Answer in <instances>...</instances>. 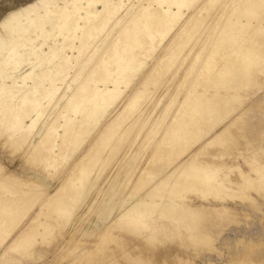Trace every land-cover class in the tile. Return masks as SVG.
Here are the masks:
<instances>
[{
	"label": "rangeland",
	"instance_id": "374dc122",
	"mask_svg": "<svg viewBox=\"0 0 264 264\" xmlns=\"http://www.w3.org/2000/svg\"><path fill=\"white\" fill-rule=\"evenodd\" d=\"M18 1L22 0H13L12 2L11 0H0V14L11 3ZM139 2L140 0H123L122 8L124 13L121 17L124 19L132 14L135 10L134 6L138 5ZM178 2H181L180 14L178 12L172 13V10L168 11V6L166 4L163 6L166 9L164 10L165 12L156 11L150 15L142 14V19L140 21H134L135 23H143L141 30L138 32V34H143L141 39L142 43L134 45V48L133 43H127V41L119 43V48H126L123 55H120V58H122L121 56H124L123 58L127 59L134 54L135 59L132 62L134 65H131V68H136V66L137 68H134L135 70H126L127 72L129 71L128 75L130 81L128 82L131 83L126 87L125 84L124 86L121 84L123 94L119 93L118 96L122 94L119 99L117 96L116 99H110L109 101L104 100L102 103L101 101L98 102L102 107L105 106L104 113H101L103 114H100L101 116H95V119H87L82 122V117H84L83 107L78 108L77 111L74 110L75 112H70L71 119L74 118L73 122L76 123V129L73 127L70 131V128H65L66 130L68 129V133L64 135L63 138H56V144H59V146H56L54 149L57 157H59L57 163H52L50 161L51 158L47 155L42 158L32 157L29 159V156H26L24 152L32 143L34 144L38 141L40 132L45 128L44 124H48L49 118L52 119L54 114L59 110L58 107L63 104L64 99H60L56 105L52 104L50 107L48 106L49 108H46V112L44 111L40 114V118H37V113L40 110L39 106H34V108L28 111L29 117L24 119L25 125L31 124L32 120L37 118L30 133L33 135L30 143H24L21 147L19 146V148H16L17 146L11 144V142H9L10 139H7V133L4 134V132V135H0V161L3 164L2 168H4L3 170L0 168V172L4 173L8 170H16L17 173H20L23 171V174L26 173L27 175L29 174L30 177H36L35 179L39 180V188H42L40 189V194L38 193L39 195L36 194L35 197H32L33 200L30 199L28 200L30 202L27 201V206L23 205L24 208L21 207V213L17 212L18 214L15 213L12 217H6L5 219L7 220L4 219L6 225L3 224L0 226V264H68L75 258L80 257V255L88 249H93L89 255L100 248L103 250L102 253L104 254L108 250L112 252L114 247L116 251L124 248L130 251L129 257H123L124 259L120 258L118 261H115L118 262V264H229V262H225L230 261L236 256L237 251H239L238 255L235 257L237 259L235 261L231 260L230 264H264V196L255 190H249L247 188V190L245 189L246 193L243 196L242 194L236 195L232 190H230V195H235L231 197L226 194V198L228 197L230 202L235 204L238 202V204H241L242 206L244 205L247 209H250L251 215H245L240 212L237 213L236 211H234L233 214H221L216 211L211 213L202 211L200 217L189 218L191 219V224L183 223V217H186L184 213L186 207L175 204L174 199L167 197L162 199L159 195H145V193L152 191L153 189H155L153 190L154 193L158 192L165 186L162 182H156L157 184L154 183L155 185L152 184V182H147L146 180L148 179H146V176L149 171L148 169H151L152 173L150 172L149 175L152 177L155 174L156 169L159 167L168 168V166H165L167 162L183 157L184 154L181 153L185 152V150L189 152L195 149L196 144L198 145L202 140L195 142L193 141L195 138L188 137L187 139H181L178 144L169 145L163 153H155L154 150L156 149L160 132H158V134L156 132L151 133L150 131L146 133V130L158 126V124H155L157 116H149L151 119L149 120V126L147 124L143 127L140 126L142 123L141 121L144 122L143 119H145L143 113L139 119L135 118L137 117V113L131 115V117L133 116V119L130 117L128 122L132 121L130 123L126 121L124 125L120 127L118 132L115 135L113 134V137L111 135L108 136V134L103 132L105 131L104 129L109 128L108 122L110 118L118 112L112 113L117 102L119 104L121 100L124 101V99H122L124 98L123 95H127L129 90L133 89L132 85L135 84V86L141 85L142 87H145L146 85L141 84L140 82L145 80L149 74L154 76L155 80L157 79L156 82L151 76L154 81H151L150 84V78L148 79L147 77L148 81L145 83L150 90V94L147 93V96H150L151 92H153V96L151 95L148 99L151 101L149 102L150 106L155 103L158 96L162 93L164 96L166 95L165 97L167 99L168 95H173L172 93H174V97H183L187 91L185 88H190L188 82L191 80L193 74V72H189L190 74L187 75L188 70L186 69V66L189 64L188 61L191 56L195 54L199 47L197 40L198 42L202 41L201 38L198 39V35L202 31L200 28H204L205 30L208 25H216L215 27L221 25L220 21L218 20V24V22H215L217 21L215 19L227 15L228 9H237L241 4L242 9H244V12L246 13L257 10L256 15L263 19L260 26L264 27V0H210L209 2L208 0H181ZM153 4H157V2ZM101 6V4H98L97 8L102 9L103 6ZM156 7L158 6L156 5ZM172 7L175 11H178L180 8L178 4H173ZM225 7L226 9L224 11ZM197 11H199V13ZM198 15H202L203 17ZM193 17L196 19L198 18L197 21L201 25L198 24L196 19L193 20ZM201 17L207 18L205 20ZM98 18L100 19L98 20ZM101 18L102 16L100 15L92 21V23L102 22L101 26L94 29L92 35L86 36L87 38L85 37L86 46H84L83 49L85 50L88 48V51L91 50V52L86 50L88 53L86 52L87 54L84 53V56H82V60L84 61L83 64L85 66H88L94 60V63L98 61V58L102 55V50H104L103 48H106L105 46L108 47L109 43L113 42V39L116 36L115 33L120 29V22H117V20L107 18L104 19V21H101ZM200 18L201 22L199 20ZM211 18L215 21L213 22ZM191 19L192 22H190ZM242 19L246 22L245 17ZM210 20L212 22H209ZM204 21L208 22L205 23L207 25L204 24ZM253 21L254 24L257 23L255 19H253ZM191 25H195V28L193 29L196 31H190V36L188 30L192 27ZM183 30H186L188 33ZM198 30H200L198 34H193L197 36L195 38L191 32L194 33ZM245 30L246 29H240V34H243V31L245 32ZM183 34H186L185 37L187 38H184ZM244 36L246 41L244 40L242 48L246 53L243 51L242 56L253 50H259L264 53V29L257 27L253 30H246ZM56 38L60 43L63 41L62 36H56ZM42 39L44 40L43 36L41 37V40H38L39 43L43 42ZM54 40L55 36H49L47 38V44L53 45L55 42ZM194 42L197 43L195 44V47ZM79 43L80 42L77 41V45H79ZM45 48L47 49L46 45ZM148 49L153 50L150 52L151 54L148 53L150 50L147 51L149 55L144 53L145 50ZM167 49L184 51H177L178 53L176 52L177 54L175 53V56L172 55L173 57L170 55V58L168 57L169 55L163 53L167 51ZM70 51L71 50L69 49L67 52L71 53ZM74 53L76 55L78 54V51H75ZM187 54L188 59L186 58ZM86 55H88V57ZM89 56L91 61H89ZM164 56L167 57L162 60ZM160 57H162V59ZM237 57L239 58V56L236 55V58ZM123 58L120 62H123ZM168 58L172 59V61ZM158 59H160V63L158 62ZM183 59H185V62H183ZM134 61H136V63ZM74 62L75 61H73V63ZM165 62L169 63L168 66H166L167 63L165 65ZM158 64H162V66L160 65L159 68ZM154 65H156L157 73L156 68L152 67ZM26 68H28V65H19V71L17 72L23 73L27 70ZM120 69H122V71H120ZM117 72L118 71H116V73ZM120 72H124L123 67L119 68V74L114 72L113 76L119 77L121 74L119 78H124V76H122L123 73ZM74 73L76 74L74 68H69L68 70V67L65 66L63 72H60L59 74L57 73L56 75L58 85L62 86L64 85L63 83L67 81L69 83L71 82V85H74ZM258 73L259 74H255V80H251L255 82H251L252 84L250 85H245L243 87L240 86L238 88L230 83L227 86L224 85V87H219V95L215 91V87L198 88L197 86L198 91H201L202 93L204 92L205 94H210L214 91L213 94L216 93V96L222 99H225V97L229 98L235 94L237 95V93L238 95H242V97L239 96L238 100L235 98L233 99V102H237L236 104L241 106L231 110V112H227L229 113L228 116L222 120H228L234 115V113H238L239 110V113L242 115L238 118L235 124L231 126V128L237 132L242 130V134H237L229 143H226V147L223 146L220 139L208 143L205 148H200L197 156L194 157L196 159L205 158L212 161L220 160L219 166L221 170L219 172L222 174L226 173L230 176L235 175L238 170L235 164H242L243 167L247 168V159L249 160L252 158L250 156H254V159H260V157L264 159V70H259ZM130 74L132 75L130 76ZM68 76H72V78H68ZM158 76L160 78L159 81L157 78ZM126 78H128V76ZM110 79H113L112 76L104 80L108 81ZM154 82H156V87L153 85ZM177 82L179 87H177ZM48 84L49 83L46 82V87L43 91L44 94L52 93L50 92L51 90ZM101 84L103 83L101 82ZM157 84L160 88L157 87ZM109 85V87L112 88V84L110 83ZM174 91H177L179 96ZM49 94L44 98L45 100H43V104L45 105L49 103ZM165 97L160 105L168 106L171 104L170 108L167 109L171 112V110H173L171 109L173 107L172 105L173 103L175 105V102H168L165 100ZM176 104H178V102H176ZM149 105L146 106V111L150 108ZM101 106H98L96 110L100 111ZM242 107H244L243 110ZM20 108H22L21 104L17 106L18 110L16 109L15 112L19 113L17 111H19ZM246 108L247 110H245ZM81 109H83V111ZM92 110L95 113V109ZM222 110L225 111L226 109ZM65 114H67V111ZM146 115L147 114L145 113L144 116ZM167 115L164 119H160L165 115L163 116L161 115V112L159 113L158 117L160 118H158V122H160L159 124L161 126L169 120V115ZM63 119L64 118L60 119V121L64 122L62 121ZM78 120L80 122H78ZM214 122L215 120L213 123ZM256 122L261 123L259 126L261 127V129H259L260 132L256 131L259 132V134L255 141V143L259 142V145L251 150L253 135L250 134V131L253 128V123L256 124ZM152 124L153 127H151ZM115 127L117 128L119 126ZM60 128H58V131L63 133V130L65 129L63 127ZM143 129V132L141 131L138 133L139 130ZM246 132L248 133L246 134ZM207 151H209V153H211L210 151L225 152L226 155L217 157L209 153H204ZM250 151H255V153H252L251 155ZM256 153L258 154L255 155ZM95 161H99V163L102 164H93ZM156 174L157 175L154 177L155 179L157 176L163 174V169L156 170ZM4 186H7V184H2L3 188H5ZM44 189L48 190V192ZM54 189H60L61 192L55 194L54 199L43 207L42 203H44L43 201L46 202L48 195H43L41 193L43 191L44 193H49V191H54ZM176 195V202L183 200L178 198V195L180 197L182 195L183 197L190 195L204 203H208V200H213V197H216L214 194H207L194 189L182 190ZM140 196L147 202L135 204V201H137V198H140ZM252 197L255 199H252ZM163 200L169 204L165 203L161 206L155 207L153 206L155 204L150 203L151 201L161 202ZM213 201H215V199ZM39 208H44V211L38 213ZM141 208L145 209L140 211ZM211 214H214V216L220 215L218 220L214 223L219 224L224 222L217 229V231L220 232L218 238H216V233H212V236L216 238L213 241L214 246L212 247L208 246L205 242L201 243V241L197 239L198 229L205 221H207L209 216H213ZM249 228H251L249 232L250 236H242V242H238L235 239L239 237L241 234L240 232V234L233 236V242L235 243V240L237 242L235 245L234 243L230 246L223 245V240L228 232L241 229L248 231ZM181 239H183V241H189L191 245L188 246L181 242L179 244ZM194 239L198 242H193L195 241ZM229 240L230 239H228V241ZM246 242H260V244L253 248L250 245L249 248L254 250H249L245 246ZM122 243H125V247H123ZM109 246H111L112 249ZM235 249L237 251H235ZM95 253L97 254L99 252ZM10 256L14 257L12 262L9 261ZM101 258L102 257L100 256L97 258V256L93 255L88 257L87 260L85 259L86 261H83L82 263L107 264L104 263ZM108 264L112 263L108 262Z\"/></svg>",
	"mask_w": 264,
	"mask_h": 264
},
{
	"label": "bare ground",
	"instance_id": "6f19581e",
	"mask_svg": "<svg viewBox=\"0 0 264 264\" xmlns=\"http://www.w3.org/2000/svg\"><path fill=\"white\" fill-rule=\"evenodd\" d=\"M12 1L13 0H11V2ZM178 1L181 0H140L139 4L134 6L135 10L133 11V13L130 15L128 14L129 16H127L124 19L123 17H121L124 13L122 8L123 0H22L11 3L10 5L8 4L9 6H7V8L0 14V135L1 134L4 135L7 133L8 134L7 139H10L9 142H11V144L13 145L15 144L17 146L16 148H19V146L21 147V145L24 143H30L31 139L33 138V135L30 134L31 130L34 127V123L37 120V118L38 117L40 118V114L43 113L44 111L46 112V108L48 106L50 107V105L52 104L56 105L58 104L60 99H64L63 104L60 107H58L59 110L54 114L52 119L49 118V121L51 120L50 123L48 121V124L47 123L44 124L45 128L41 132L39 131L40 134L38 141L34 144L32 143L28 147V149L25 150V152L23 151L26 156H29V159L32 157L42 158L45 155H47L51 158L50 161L52 163H57L59 161V157H57V154L54 152V149L56 148V146H59V144L58 145L56 144V138L57 137L63 138V136L68 133L67 130L69 128H70L69 130L71 131L73 127L76 126V123L73 122L74 118L71 119L72 117L70 116V112L74 110L77 111L78 108L83 107L84 117H82L83 119L81 118L82 122L86 121L87 119H92V118L95 119V116L98 117L101 113H104L105 106L102 107L101 104L98 102L101 101L102 103L104 100L109 101L110 99H116L119 93L123 92L121 90V87L124 86V84L125 87L129 86V84L131 83L128 82L130 81L128 75L129 71L127 72L126 70L129 69L133 70L135 68V67L131 68V65L132 66L134 65V63H132L133 60L135 59L134 54L133 56H129V58L127 59H124L123 58L124 56H121L123 58V62H120L122 60V58H120V55H123V52H125L126 48L125 49L119 48V43L122 41H127V43H133V48L134 45H138L142 43L141 39L143 37V34H138V32L141 30L143 23L140 22L135 23L134 21L136 20L137 22L140 21L142 19L141 18L142 14L150 15L156 11L166 10L163 7L166 4L168 6V11L172 10V13L178 12L180 14L181 2ZM209 1L210 0H208V2ZM155 2H157V4H153ZM98 4H101L103 8L102 9L97 8ZM173 4L179 5L180 8L178 11H175L173 9L172 7ZM156 5L158 7H156ZM226 7L224 8V11ZM256 11L257 10L252 12L249 11V13H246L244 12V9H242L240 4V7L237 9L234 10L228 9L227 15L225 16L222 15L224 17H219L220 19L216 18L215 20L217 21L213 20L212 19L213 17L211 16L213 22L214 21L218 22L219 20L221 25H218L219 24L218 22V24L216 23L218 25L217 27H215L216 25L214 23L215 26L208 25L206 26L205 30L204 28L202 29L200 28V30L202 31L198 35V39L201 38L202 41L198 42L197 40L199 47L195 52V54L191 56V58L189 56L190 58L188 61L189 64H187L186 66V69L188 70L187 75L190 74L191 72H193V74L191 80H189L188 82L190 88H185V90L187 91L183 95V97H177V96L174 97V93H172L173 95L172 96L168 95L167 96L168 99H167L165 97L166 95L164 96V94L162 93L160 96H158L155 103L152 104V106H150L149 102L151 101L148 99L151 97V95L153 96L152 94L153 92H151L150 96H147L148 94H150V90L147 87V84L145 83H147L146 81H148V79L150 78L149 81L151 84V81H154L155 78L154 76L149 74L150 76L149 75L147 76L148 79L145 76L146 79L140 82L141 84L146 85L145 87L144 86L142 87L141 85H137V84H136L137 86H135V84L132 85L133 89L129 90V93L127 95H123L124 98L122 99H124V101L121 100L119 104L117 102V105L116 107H114V111L112 113H115L117 111L118 112L110 118L108 122L109 128L104 129L105 131H103L106 134H108V136L111 135L113 137V134L115 135L120 129V127H122L126 121L128 122V119H130L131 115H135V113H137L136 115L137 117L135 118L139 119V117H141L143 113V117H145V119H143L144 122L141 121L142 123L140 125L143 127H145L147 124L149 126V120H151L149 116H153V117L157 116L156 118L157 121L155 122V118H154V122L156 125L158 124L159 128L158 126L153 127L152 124L151 127H153V129L151 128L146 130V133L150 131L151 133L156 132L158 134V132H160L159 133L160 137L157 142L156 149L154 150L155 153L158 154L163 153L164 150L169 145L178 144V142L181 139H185V138L187 139L188 137L195 138L193 139V141L195 142L196 141L199 142L202 140L198 145L196 144L195 149L189 152L185 150V152L181 153L184 154L183 157H180L179 159L178 158L174 159L171 162H167L165 166H168V168L159 167L158 169H156V170L163 169V174L161 175L158 174L159 176H157L156 179L154 178L157 175L156 170H155V174L152 177H150L149 173L151 172V169H148L149 171L146 176V179H148L146 180L147 182H152V184L156 182L157 183L162 182L164 183L165 186L162 190L158 192L154 193L153 190L155 189H153L152 191L145 193V195L146 196L159 195L162 199H164L165 197L172 198L175 200V204L186 207L184 212L186 217H183L184 224L186 223L191 224V219L189 218L200 217L202 211L210 212V213L216 211L221 214L222 213L233 214V212L236 211L237 213L240 212L245 215H251L250 209H247V207H245L244 205L242 206L241 204H238V202H236L237 204L232 203L229 201L228 197L226 198L227 195H230L231 193L230 190H232L236 195L242 194L243 196L246 193L245 189L247 190L248 188L249 190L253 189L259 194L264 196V159H262L261 157L260 159L259 158L254 159L253 158L254 156H250L252 158L249 160L246 158L248 162L247 168L243 167L242 164H235L238 170L237 173L233 176H230L226 173L222 174L219 172L221 170L219 166L220 160L212 161L205 158L201 159L200 157H199L200 159L194 158L195 156H197L199 149L205 148L208 145V143L220 139V142H222L223 146L226 147L227 146L226 143H229L237 134L240 135L242 134V130L237 132L236 130L231 128V126H233V124H235L238 118H240V116L242 115L241 113H239V110L238 113H234V115L231 116V118L229 119L227 118L228 120L222 121L226 118V116H228L229 113L227 112H231V110L241 106L236 104L237 102H233V99L235 98L236 100H238L239 96L242 97V95L240 94L238 95L237 93V95L235 94L234 96H230L229 98L225 97V99H222L217 97L216 93L213 94L214 91L211 92L210 94H205L204 92L202 93L197 89L199 87L202 88L215 87L216 88L215 91L218 93L219 87L221 86L224 87V85L227 86L230 83L233 86H237L239 88L240 86L243 87L245 85H250L255 82V81L254 82L251 81V80H255V74H259L258 73L259 70L262 69L264 70V53L259 50L257 51L253 50V51H249L246 55L242 56V53L244 51L242 45L244 40L246 41L245 39L246 35L244 36L246 30H253L257 27L260 29H264L263 26H260V23L262 22L263 19L256 15L257 13ZM197 12L199 13V11ZM100 15L102 16L101 21L110 18L117 20V22H120L119 24L120 29H118V31L115 33L116 35L115 38L114 39L112 38L113 42L109 43L108 47L105 46L106 48H103L104 50H102V55H100L98 61L94 63L95 60L93 58L94 61H92V63L90 62L91 64H89L88 66H85L83 64L84 61L82 60V56H84V53L87 54L88 52H91L90 49H89L90 51H88V48H86L85 50L83 49V47L86 46L85 37L92 35V31L101 26L102 22L92 23V21L97 17H99ZM198 16H202V15H198ZM244 17L246 18V22L244 21V19H242ZM201 18L199 19L200 22H201ZM206 18H202V19L206 20ZM99 19L100 18H98V20ZM195 19L196 18L193 17V20ZM253 19L256 20L257 22L256 24H254ZM197 20L198 18L196 19V21ZM207 21L206 22L204 21V24L208 23ZM190 22H192V19ZM209 22L212 21L210 20ZM198 24L200 23L198 22ZM195 25L193 26L191 25L192 27H190V30H188L187 28L190 36H191L190 31L195 30L193 29L195 28ZM240 29L241 30L246 29V30L245 32L243 31V34H240ZM200 30L191 33L192 35L195 33L198 34ZM184 32L187 31L185 30ZM185 35L184 38H187L185 37ZM42 36L44 37V40L42 39L43 42L39 43L38 40L39 39L41 40ZM49 36L50 37L55 36V40H54L55 42L53 45L47 44V38ZM56 36L57 37L62 36L63 41L60 43L56 38ZM193 36H195V38L197 37L196 35ZM77 41L80 42L79 45H77ZM197 43L194 42V47L195 44ZM45 45L47 46V49L45 48ZM69 49L71 50L70 51L71 53L67 52L69 51ZM152 49L145 50L144 53L149 55L148 53L153 51ZM178 50L167 49V51L163 53H165V55H169L168 57H170V55L171 57H173L175 56V53ZM75 51H78V54L75 55L74 53ZM147 51L149 52L147 53ZM183 51H178V52H183ZM244 53L246 52L244 51ZM236 55L239 56V58L238 57L236 58ZM86 56L88 57V55ZM187 56L188 54L186 55V58L188 59ZM164 57L163 59L162 57L160 58L164 60L166 59L167 56ZM185 59H183L184 60L183 62H185ZM158 60H159L158 62L160 63V59ZM170 60L172 61V59ZM73 61L75 62L73 63ZM89 61H91V59ZM134 62L136 63V61ZM166 63L167 62H165V65ZM22 64L28 65V68H26L27 70L25 72L19 73L17 71H19L18 69L19 65ZM162 64H158V67L160 68V65L162 66ZM168 64L169 63H167L166 66H168ZM65 66L68 67V70L69 68H74V70L76 71V74L74 73L75 75L74 85H71V82L70 83L68 81L64 82L61 79L60 80L64 82L63 83L64 85H62L61 82L60 84L62 86L58 85L57 82L58 79L56 75L57 73L59 74L60 72H63ZM120 67L124 68V72H120L123 73L122 76H124V78L123 77L119 78L121 74L119 75V77L113 76L114 72L116 73V71H118L117 73L119 74ZM152 67L156 68V65ZM120 71H122V69H120ZM156 73H157V68H156ZM131 75L132 74H130V76ZM72 76L70 77L72 78ZM110 76H112L113 79H110L108 81L104 80V79H108V77ZM127 76L128 78H126ZM151 76L154 78V80ZM70 77L68 76V78ZM157 78L159 81L160 79L159 76ZM46 82L49 83L48 85L51 90L50 92H52L53 94L51 93L52 94L51 95L48 93L50 95V99H49V103L45 105L43 104V100H45L44 98L48 94L46 93L44 94L43 91L45 90ZM101 82L103 84H101ZM156 82H154L153 84L155 87H156L155 85ZM110 83L112 84V88L109 87ZM121 84L123 85L121 86ZM177 87H179L178 82H177ZM175 93H177V91ZM121 95L118 96V99L119 97H121ZM164 97L166 98L165 100H167L168 102H175V105L174 103L172 105L173 107L171 109L173 110H171V112L170 110L169 111L167 110L170 108L171 104L168 106L160 105L164 100ZM176 102H178V104H176ZM19 104H21L22 108H20V110L17 111L19 113H16L15 110L17 109V106ZM147 105L150 106V108L148 106L149 109L147 108L148 111H146L145 109ZM34 106H39L40 109L39 112L37 113V118L32 120L31 124L25 125L24 119L26 117H29L28 111L34 108ZM98 106H101L100 111L96 110ZM83 109L81 110L83 111ZM92 109H95V113L93 112ZM222 109H226L227 111L225 110L226 111L225 112ZM243 109L244 107H242V110ZM245 110H247V108ZM66 111L67 114H65ZM160 112L161 115L163 116L165 115V116L161 118L158 117ZM145 113L147 114L146 116H144ZM167 114L169 115L168 118L169 120L166 121L163 124V126H161L159 124L160 122H158V118L164 119ZM62 118H64L62 120L64 122L60 121V119ZM214 120L215 122L213 123ZM78 122L80 121L78 120ZM260 125H261L260 122L259 123L256 122V124L253 123V128L250 131V134L253 135L251 150L255 149V147L259 145L258 144L259 142L255 143V141L260 132L259 129H261V127H259ZM115 126H119V127L116 128ZM60 127L61 128L63 127L64 129L65 128L68 129L63 130L64 132L60 133L61 131L60 132L58 131V128ZM144 129L139 130L138 133H140L141 131L143 132ZM247 133L248 132H246V134ZM210 152L211 153L207 151L204 153H209L217 157L219 156L222 157L226 155L225 152L222 153L213 152V151ZM252 153L254 154L255 151L251 152V155ZM257 154L258 153H256L255 155ZM98 163L99 161L93 162V164H98ZM2 165L3 164L0 161V168L3 170L4 168H2ZM22 172L17 173L16 170H12V171L8 170L4 173L0 172V226L5 224L4 219L6 217H12V215H14L17 212L21 213L20 211L21 207L24 208V206H27L26 204L28 200L32 199V197H35L36 194L38 193L40 194L41 191L40 189L42 188H39L40 187L38 184L39 180L35 179L36 177H30L29 174L28 175L26 173L23 174ZM2 184H7V186H4L5 188L6 187L7 188L6 189L3 188ZM193 189L202 191L207 194H214L216 197L215 198L213 197V200L215 199V201L208 200L209 201L208 203H204L194 198L193 196L188 195L183 197L182 195L180 197L179 195L181 194H179L178 198L183 200L176 202L177 193H179L182 190H193ZM45 191L48 192V190ZM59 192H61L60 189H54V191H49V193H44L43 191L41 194L43 195L47 194L48 196L46 202L43 201L44 203H42V206L44 207L47 203L53 200L54 195L58 194ZM233 195L230 196L232 197ZM252 199L255 198L252 197ZM135 202H136L135 204H140L142 202L144 203L147 201H145L140 196V198H137V201ZM150 203L155 204L153 206L157 207L168 202L163 200L161 202L151 201ZM144 209L145 208H141L140 211H143ZM38 210H39L38 213H40L44 211V208L41 209L39 208ZM211 215L213 216H209L207 218V221H205L198 229V236H197V239L201 241V243L205 242L210 247L214 246L213 243L214 239L218 238V236L220 235V232L217 231L218 227H220L224 223V222L219 224L214 223L215 221L218 220L220 215L217 216H214V214ZM250 230L251 228H249L248 231L245 229H241V230H233L228 232L226 234L227 236L223 240V245H227V246L233 245L234 243L233 236H235L236 234H240V232L241 234L239 235V237L235 239L238 242H242L243 240L241 239V237L244 235L250 236L249 234ZM212 233L217 234L216 238L212 236ZM228 239L230 240L228 241ZM194 240L195 241L193 242L195 243L198 242L196 239ZM236 240L234 245L237 243ZM180 242L188 246L191 245L189 241H183V239L179 241V244ZM259 244L260 242H250V243L246 242L245 246L249 250H254L252 248ZM124 245L125 243L123 244V247H125ZM250 245L252 246L251 249L249 248ZM109 247L112 249L111 246ZM92 250L93 249H88L87 251H84L82 255H80V257L75 258L68 264H78V263L80 264L83 261H86L88 257L93 255L97 256V258L99 256L102 257L101 260L104 263L108 264V262L109 263L111 262L112 264H118V262L115 261H118L120 258L123 257H129V252H130L126 248L116 251L114 247L113 250L115 251L112 250V252H110L108 250L106 253L103 254L102 253L103 250L100 248L98 250H95L92 254L89 255V253ZM235 251L237 250L235 249ZM95 252H99V253L96 254ZM238 253L239 251H237V255ZM236 256H234L231 260L235 261L237 259L235 258ZM12 259L14 260V257L10 256L9 261L12 262ZM231 260L225 263L229 262L230 264Z\"/></svg>",
	"mask_w": 264,
	"mask_h": 264
}]
</instances>
